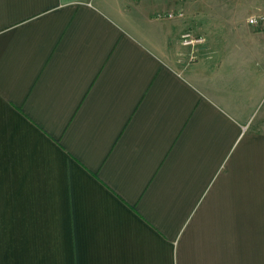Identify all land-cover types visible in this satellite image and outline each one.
Wrapping results in <instances>:
<instances>
[{"label": "crops", "instance_id": "crops-1", "mask_svg": "<svg viewBox=\"0 0 264 264\" xmlns=\"http://www.w3.org/2000/svg\"><path fill=\"white\" fill-rule=\"evenodd\" d=\"M212 5L0 0V264H264V26Z\"/></svg>", "mask_w": 264, "mask_h": 264}, {"label": "rangeland", "instance_id": "rangeland-1", "mask_svg": "<svg viewBox=\"0 0 264 264\" xmlns=\"http://www.w3.org/2000/svg\"><path fill=\"white\" fill-rule=\"evenodd\" d=\"M196 1V0H192ZM211 1L212 12L209 22L219 31H230L245 23L247 16L261 12L254 0H208ZM264 2V0H261ZM192 10V9H189ZM251 26V25H249ZM253 27V26H251Z\"/></svg>", "mask_w": 264, "mask_h": 264}, {"label": "built area", "instance_id": "built-area-1", "mask_svg": "<svg viewBox=\"0 0 264 264\" xmlns=\"http://www.w3.org/2000/svg\"><path fill=\"white\" fill-rule=\"evenodd\" d=\"M174 13H169L168 17H173ZM179 16H182V13H178ZM247 23L255 28H260L264 26V12L258 14H252L247 17ZM203 41L202 37L195 36L190 32H184L180 36V42L184 46H195L198 43Z\"/></svg>", "mask_w": 264, "mask_h": 264}]
</instances>
